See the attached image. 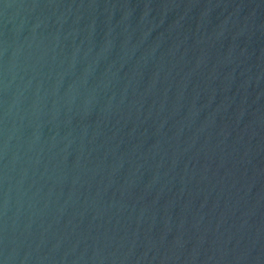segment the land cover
Instances as JSON below:
<instances>
[{"label":"water","instance_id":"1","mask_svg":"<svg viewBox=\"0 0 264 264\" xmlns=\"http://www.w3.org/2000/svg\"><path fill=\"white\" fill-rule=\"evenodd\" d=\"M0 264H264V0H0Z\"/></svg>","mask_w":264,"mask_h":264}]
</instances>
